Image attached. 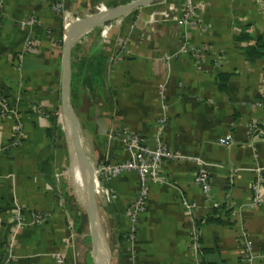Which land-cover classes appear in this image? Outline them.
I'll return each mask as SVG.
<instances>
[{
    "label": "crops",
    "instance_id": "0c3cea01",
    "mask_svg": "<svg viewBox=\"0 0 264 264\" xmlns=\"http://www.w3.org/2000/svg\"><path fill=\"white\" fill-rule=\"evenodd\" d=\"M112 1L2 3L0 98L15 116L0 119V262L11 254L10 264H57L58 257L82 264L85 214L70 176L61 111L63 43L69 25ZM183 3L157 0L137 11L130 26L125 18L106 25L93 49L87 46L89 57H105V82L96 102L83 97L74 110L82 152L95 168L110 264H264V203L255 204L252 191L264 178V140L252 132L256 124L264 129V0L207 1L195 28L163 22L169 7L179 17ZM161 119L164 143L187 158L164 163L165 182L150 184L132 244L127 211L137 175L104 181L96 170L127 159L117 137L125 130L153 145ZM201 169L208 196L195 183ZM18 207L26 222L16 230L9 219ZM210 217L217 222L203 225L196 246L194 223Z\"/></svg>",
    "mask_w": 264,
    "mask_h": 264
},
{
    "label": "built area",
    "instance_id": "2783aa9c",
    "mask_svg": "<svg viewBox=\"0 0 264 264\" xmlns=\"http://www.w3.org/2000/svg\"><path fill=\"white\" fill-rule=\"evenodd\" d=\"M3 1L4 0H0V9L3 7ZM207 1L211 0H184V3L182 5V12L179 17H177L174 10L169 7L168 11L164 14L163 22L167 23L175 21L176 24L180 27L189 26L190 28H195L197 26L196 17L198 15V9H200V7H203L205 2ZM54 9L57 12H60L62 10V5L57 4L55 5ZM32 22H34L33 18L31 19L30 23ZM126 44L127 42L123 43L119 54H122L125 51ZM30 48L31 42L28 43L27 46V49ZM193 51L201 55L203 53L202 49H194ZM159 87L160 90H163L165 88L163 84H160ZM0 107V119L8 116H15L14 110L9 108L8 104L1 98ZM165 124L166 119H161L159 121L157 133L152 139L153 145H150L148 140L136 131H123V133L119 134L117 137L121 141L124 150L127 153V159L122 162L107 163L96 170L97 177L104 181H109L111 179L117 178L125 173H134L137 175L138 189L134 198L130 202L127 211L129 220V230L127 233V238L128 241L132 244L135 241V234L139 223V217L146 209L150 192V184H162L165 182L162 176V167L164 163H175L177 161L186 160L187 158L173 151L164 143L162 135ZM257 126L258 124L253 125L252 132L256 134L257 138L264 140V129H258ZM15 134L18 139L22 137L21 125L18 124L15 127ZM188 159L201 163V161L197 158ZM195 183L201 188L204 195H209L210 181L204 169H201L196 173ZM252 191L254 194V203L258 205L263 204L264 178L259 177L257 179V181L252 186ZM32 219L35 223H38L41 220V217L40 215L34 213L32 214ZM9 220L14 225L16 230L20 229L26 222L22 213V209L20 207L15 209L14 214L10 216ZM196 239L197 233L194 230L191 240L197 246ZM12 258V255L8 254L0 262V264H10ZM57 264H64V259L62 257H58Z\"/></svg>",
    "mask_w": 264,
    "mask_h": 264
},
{
    "label": "water",
    "instance_id": "95a60500",
    "mask_svg": "<svg viewBox=\"0 0 264 264\" xmlns=\"http://www.w3.org/2000/svg\"><path fill=\"white\" fill-rule=\"evenodd\" d=\"M157 0H134L111 7L103 12L73 22L66 29L62 52L61 69V111L68 126L69 168L76 194L87 216L92 240L91 257L94 264H110L111 248L103 232L97 202L93 193L95 168L82 152L78 134L77 116L71 101L72 50L74 45L97 27L111 23L140 8L147 7ZM80 176L81 184L76 179Z\"/></svg>",
    "mask_w": 264,
    "mask_h": 264
},
{
    "label": "trees",
    "instance_id": "16d2710c",
    "mask_svg": "<svg viewBox=\"0 0 264 264\" xmlns=\"http://www.w3.org/2000/svg\"><path fill=\"white\" fill-rule=\"evenodd\" d=\"M118 4L119 0H113L110 6L114 7ZM108 24L109 23H106L104 26ZM100 27L95 28L80 42H77L72 50L71 101L74 109H76L77 104L83 97L89 100L97 97L98 100L99 93H101V90L104 86L106 70L105 57L99 53L89 57L86 53L88 50L87 46L89 44H91V49H93L96 43L102 38L103 31ZM211 222H217V220L210 217L205 221L194 223L196 231L198 232L197 239L198 236H200L199 232L203 225ZM203 252L204 251H202V254ZM87 263L92 264L91 260H88ZM202 264L208 263L204 261Z\"/></svg>",
    "mask_w": 264,
    "mask_h": 264
},
{
    "label": "rangeland",
    "instance_id": "374dc122",
    "mask_svg": "<svg viewBox=\"0 0 264 264\" xmlns=\"http://www.w3.org/2000/svg\"><path fill=\"white\" fill-rule=\"evenodd\" d=\"M131 1H134V0H119V4H126V3H129ZM107 9L108 8H106V9L104 8V9H101V11H96L95 10V11H93L92 14H97V13L105 11ZM140 9H142V8H140ZM140 9H138L136 11H133V12L123 16V18L121 17V18L115 19V20L112 21V23L116 22V21H120V19H124L125 18L126 20H124L125 21L124 25L125 26H127V25L130 26L131 23L134 21V17H135L134 15H136L135 13L137 11H139ZM104 27H106V26L102 25L100 28L102 29ZM96 100H97V97L94 98V99H91L90 102H95ZM76 198H77V201L80 202V200H79L77 195H76ZM82 208H83V206H82ZM83 211H84V209H83ZM83 213L85 214V211ZM80 230H83V232H85V238H84V240L79 242L80 243V245H79V249H80L79 250L80 251L79 259H80V263L87 264L86 261L91 260L92 240H91V237H90V227H89V222H88L86 214L84 216L83 225H82ZM91 261L94 264V261L93 260H91Z\"/></svg>",
    "mask_w": 264,
    "mask_h": 264
},
{
    "label": "bare ground",
    "instance_id": "6f19581e",
    "mask_svg": "<svg viewBox=\"0 0 264 264\" xmlns=\"http://www.w3.org/2000/svg\"><path fill=\"white\" fill-rule=\"evenodd\" d=\"M76 179H77V181H78V184H81V179H80V176H79V174L77 173V175H76ZM80 250V249H79Z\"/></svg>",
    "mask_w": 264,
    "mask_h": 264
}]
</instances>
